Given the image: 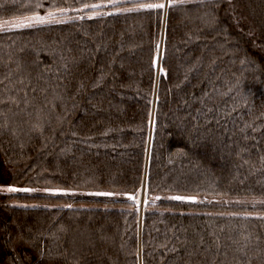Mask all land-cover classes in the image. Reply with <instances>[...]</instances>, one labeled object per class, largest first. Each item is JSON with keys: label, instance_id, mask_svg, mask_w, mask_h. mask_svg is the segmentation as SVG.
<instances>
[{"label": "trees", "instance_id": "1", "mask_svg": "<svg viewBox=\"0 0 264 264\" xmlns=\"http://www.w3.org/2000/svg\"><path fill=\"white\" fill-rule=\"evenodd\" d=\"M30 15L0 28V264H264V0H0Z\"/></svg>", "mask_w": 264, "mask_h": 264}, {"label": "rangeland", "instance_id": "2", "mask_svg": "<svg viewBox=\"0 0 264 264\" xmlns=\"http://www.w3.org/2000/svg\"><path fill=\"white\" fill-rule=\"evenodd\" d=\"M167 4H168V1H167ZM96 8H94V9L96 10ZM86 10H89V9H86ZM93 12L94 11L89 12V13L92 15V14L95 13V12L94 13ZM46 18H47V16H44V15H30V16L22 17L20 19H12V20L10 19V20H6V21H3V22L1 21L0 28L1 27L3 28L4 26H7V25H10V26L11 25H15V24L18 25L19 23L20 24L24 23L25 25L26 24L29 25V24H33V23H37V22L46 21ZM163 40H164V32L162 34V43H163ZM156 102H157V93L155 94L154 110H153V115H152L153 117L155 115ZM144 184H145V182H144ZM5 188H7V189H5ZM144 188H145V185H144L142 191H140L137 196L135 195V199H136L135 201H136V204H137V208L140 211H142L144 209V207L146 206V204H147V194L144 192ZM0 189H5V191H9V189H13V188H11V187H1L0 186ZM176 197H182L183 200H186V201H195L198 198V197L193 196V195H187V196H185V195H177ZM141 221H142V218H141Z\"/></svg>", "mask_w": 264, "mask_h": 264}, {"label": "snow or ice", "instance_id": "3", "mask_svg": "<svg viewBox=\"0 0 264 264\" xmlns=\"http://www.w3.org/2000/svg\"><path fill=\"white\" fill-rule=\"evenodd\" d=\"M95 7V6H94ZM146 7L148 8H163L165 7L164 4H149ZM20 25H16V27H19ZM9 191H16V189H9ZM97 195H111V193H97ZM173 199H183L182 197H173Z\"/></svg>", "mask_w": 264, "mask_h": 264}, {"label": "bare ground", "instance_id": "4", "mask_svg": "<svg viewBox=\"0 0 264 264\" xmlns=\"http://www.w3.org/2000/svg\"><path fill=\"white\" fill-rule=\"evenodd\" d=\"M158 69H159V74H160V72H161V68H160V65H159V68H158Z\"/></svg>", "mask_w": 264, "mask_h": 264}]
</instances>
